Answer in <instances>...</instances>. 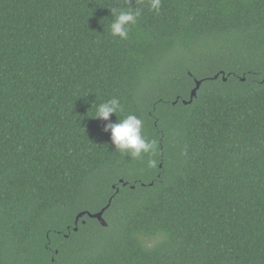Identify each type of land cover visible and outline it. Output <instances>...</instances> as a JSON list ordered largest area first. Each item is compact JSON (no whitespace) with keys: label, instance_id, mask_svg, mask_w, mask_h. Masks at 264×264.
<instances>
[{"label":"trees","instance_id":"obj_1","mask_svg":"<svg viewBox=\"0 0 264 264\" xmlns=\"http://www.w3.org/2000/svg\"><path fill=\"white\" fill-rule=\"evenodd\" d=\"M0 264H264V0H0Z\"/></svg>","mask_w":264,"mask_h":264},{"label":"clouds","instance_id":"obj_2","mask_svg":"<svg viewBox=\"0 0 264 264\" xmlns=\"http://www.w3.org/2000/svg\"><path fill=\"white\" fill-rule=\"evenodd\" d=\"M163 0H146L148 10L156 15L161 12ZM111 20L107 30L112 37L127 40L130 26L135 25L142 15V8L129 6L124 8H110ZM122 105L118 98L113 97L96 105L95 118L107 121L104 131L110 133V141L114 150L131 158H141L155 151V143L145 138L143 134V121L135 114H128L120 118ZM116 114L117 122H111L110 116ZM149 166L154 164L151 159Z\"/></svg>","mask_w":264,"mask_h":264},{"label":"water","instance_id":"obj_3","mask_svg":"<svg viewBox=\"0 0 264 264\" xmlns=\"http://www.w3.org/2000/svg\"><path fill=\"white\" fill-rule=\"evenodd\" d=\"M201 84V81H196V85L195 87L192 89L191 93H190V99L188 101H183V103H191L193 98L196 96V93H197V90L199 88ZM108 206V205H107ZM106 209V207H104L103 209H101L100 211L98 212H95V213H90V212H86V211H83V212H80L76 215V220H75V223H77L78 219L83 215V214H87L89 217L91 218H96L98 219L99 221H101L102 223H104V220H103V212L104 210ZM75 230L77 228H74Z\"/></svg>","mask_w":264,"mask_h":264}]
</instances>
